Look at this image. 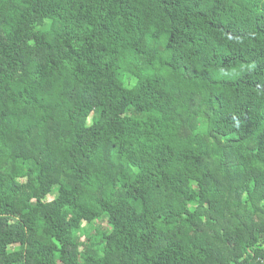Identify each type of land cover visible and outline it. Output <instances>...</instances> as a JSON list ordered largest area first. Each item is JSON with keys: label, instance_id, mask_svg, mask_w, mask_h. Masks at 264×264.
<instances>
[{"label": "trees", "instance_id": "obj_1", "mask_svg": "<svg viewBox=\"0 0 264 264\" xmlns=\"http://www.w3.org/2000/svg\"><path fill=\"white\" fill-rule=\"evenodd\" d=\"M0 264H264V0H0Z\"/></svg>", "mask_w": 264, "mask_h": 264}, {"label": "rangeland", "instance_id": "obj_2", "mask_svg": "<svg viewBox=\"0 0 264 264\" xmlns=\"http://www.w3.org/2000/svg\"><path fill=\"white\" fill-rule=\"evenodd\" d=\"M53 197H54V192L50 193L47 198L48 199H52ZM99 224H101V226L105 227V228L110 226V223H109L107 217H100V218H98V219H96L95 221H92V222H90V221L83 222L82 225H84V229L83 228H82V230L76 229L75 233H77L78 235H80L84 239L85 236H86V234H85L86 232H88V231H90L91 233L94 232L93 229H91L90 226H96V225H99Z\"/></svg>", "mask_w": 264, "mask_h": 264}]
</instances>
